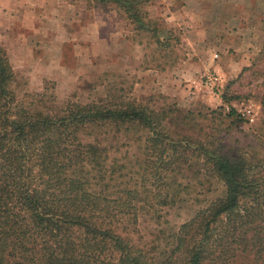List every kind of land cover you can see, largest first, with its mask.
Segmentation results:
<instances>
[{"label":"trees","instance_id":"1","mask_svg":"<svg viewBox=\"0 0 264 264\" xmlns=\"http://www.w3.org/2000/svg\"><path fill=\"white\" fill-rule=\"evenodd\" d=\"M148 1L93 3L113 2L141 65L164 69L180 57V37L149 16ZM255 57L264 60V40ZM15 80L0 45V264H264V153L257 138L227 141L242 121L234 107L179 116L175 100L141 103L123 80L90 101H59L46 84L21 91ZM259 101L264 113V92ZM182 176L215 177L224 189L180 223L156 260L138 210L175 201Z\"/></svg>","mask_w":264,"mask_h":264},{"label":"rangeland","instance_id":"2","mask_svg":"<svg viewBox=\"0 0 264 264\" xmlns=\"http://www.w3.org/2000/svg\"><path fill=\"white\" fill-rule=\"evenodd\" d=\"M261 2L264 1L252 2L254 11L261 7ZM172 3L174 6L180 1ZM184 16L178 19L179 24L168 26L179 34V46L175 51L180 57L175 64L164 69L133 63L113 65L115 68H124L119 71L108 68L106 65L108 63L110 66L109 58L102 56L105 50L103 43L95 41V45L91 46V33L83 26L82 30L77 26L78 31H69L72 33L69 36L73 38V45L64 47L63 54L59 55L60 47H54V41H66L68 29L57 32V36L56 32H45L41 40V30H35V24L41 21L31 12L19 17L0 10V45L8 52L16 75V87L21 91L41 90L46 84L53 88L59 101H90L102 98L107 83L116 79L123 80L124 92L128 91L129 83L132 82L129 95L141 103L158 107L164 100H175L181 109L179 116L188 109H199L201 106H220L225 112L234 107L242 116V121L239 128L231 131L227 141L236 138L245 144L257 138V149L262 148L264 153V130L261 129L264 113L259 101L264 92V60L252 64L261 46L257 48V45L239 44L228 48L223 45L218 50L215 35L185 45L183 31L191 25L187 22L190 17ZM256 16H250L247 24H254L252 20L257 19ZM120 20L124 22L122 18ZM186 34L190 36L188 32ZM243 35L240 34L241 40ZM135 49V46L131 48L132 53ZM214 53L217 55L214 56ZM90 58L94 59L93 63L86 64ZM224 94L236 96L226 99ZM225 121L228 120L222 122ZM187 177H180L185 185L175 201L156 208L142 207L138 210V234L146 241L150 247L149 253L156 260L163 258L170 250L173 233L180 223L223 192L224 185L218 178L209 176L200 182Z\"/></svg>","mask_w":264,"mask_h":264},{"label":"crops","instance_id":"3","mask_svg":"<svg viewBox=\"0 0 264 264\" xmlns=\"http://www.w3.org/2000/svg\"><path fill=\"white\" fill-rule=\"evenodd\" d=\"M174 1L149 0L146 8L151 18L165 26H175L180 23L178 19L188 15L190 21L187 22L191 27L183 31L182 39L186 40L185 45H192L197 39L203 40L202 37L214 35L218 50L223 45L229 46L228 48L239 44L257 45V48L262 45L264 2L254 11L252 2L255 0H179L180 3L173 6ZM0 10L19 17L27 15L28 12L35 14L41 21L35 24V30H41V40L45 32H56L57 36V32L68 29L66 41H54V47H60L59 55L63 54L64 47L73 45V38L69 36L72 33L69 31L76 32L85 28L91 33V46L95 45V41L103 43L105 50L102 56L109 58L110 66L108 63L106 65L108 68L119 71L124 68H115L113 65H141L142 47L129 36L113 2L94 4L93 0H0ZM250 16L257 17L252 20L254 24H247ZM240 34H244L242 40ZM133 46L137 47L134 53L131 51ZM216 55L217 53H214V56ZM93 61L94 59L90 58L86 64H92Z\"/></svg>","mask_w":264,"mask_h":264}]
</instances>
